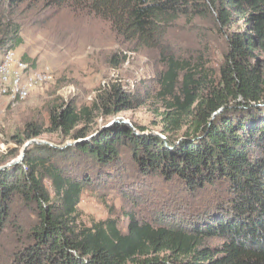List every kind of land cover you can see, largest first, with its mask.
Segmentation results:
<instances>
[{
  "label": "trees",
  "instance_id": "1",
  "mask_svg": "<svg viewBox=\"0 0 264 264\" xmlns=\"http://www.w3.org/2000/svg\"><path fill=\"white\" fill-rule=\"evenodd\" d=\"M25 1L0 0V52L22 42L19 27L5 22L2 6L14 8ZM45 1L86 8L126 41L145 48L157 47L166 29L181 18L209 19L224 33L226 49L219 85L196 95L187 70L181 81L183 100L174 90L177 67L191 65L165 58L169 68L162 88L173 94V102L163 131L180 128L186 123L183 115L190 117L189 130L177 140L144 133L140 126H135L136 134L126 123L92 133L77 129L87 108L67 106L50 116L51 127L73 132L69 148L93 166L117 164L128 147L139 165L178 183L185 192V218L131 219L126 232L111 218L84 225L77 207L86 179L75 178L54 159L57 151L70 149L37 144L22 165L0 169L4 264H264V0ZM114 103L116 112L128 104L118 89ZM41 131L32 129L34 135ZM89 134L94 135L86 140ZM213 189L219 191L212 194ZM206 197L216 207L200 210ZM20 208L36 220L19 224Z\"/></svg>",
  "mask_w": 264,
  "mask_h": 264
},
{
  "label": "rangeland",
  "instance_id": "2",
  "mask_svg": "<svg viewBox=\"0 0 264 264\" xmlns=\"http://www.w3.org/2000/svg\"><path fill=\"white\" fill-rule=\"evenodd\" d=\"M2 8L5 22L19 27L22 42L16 52L53 77L20 102L12 104L0 97V169L22 165L28 152H36L37 144L70 149L73 132L54 129L50 123L52 113L67 106L89 110L77 129L89 128L92 133L126 123L136 134L140 132L135 126H140L144 133L177 140L189 130L190 117L183 115L186 123L180 128L170 125L172 131H163L164 117L171 110L168 103L173 102V94L162 88L168 56L191 65L177 67L174 90L178 99H184L181 81L187 70L193 76L191 88L196 95L219 85L226 39L209 19L181 18L166 29L157 47L145 48L126 41L108 21L86 8L45 0L25 1L14 8L3 4ZM262 70L264 73V66ZM116 89L128 102L126 109L118 112L114 106ZM33 128L42 131L34 135ZM60 153L57 151L54 159L67 166L65 170L75 178L86 179L77 207L84 225L111 218L126 232L131 219L158 222L162 216H175L180 221L188 214L182 198L185 192L179 184L139 165L128 147L121 151L117 164L104 166H93L89 158L72 149ZM83 171L90 177L84 178ZM44 183L52 194L49 181ZM218 191L213 189L211 193ZM200 205V210L216 207L208 197ZM20 209L19 224L36 220ZM5 261L0 255V264Z\"/></svg>",
  "mask_w": 264,
  "mask_h": 264
},
{
  "label": "built area",
  "instance_id": "3",
  "mask_svg": "<svg viewBox=\"0 0 264 264\" xmlns=\"http://www.w3.org/2000/svg\"><path fill=\"white\" fill-rule=\"evenodd\" d=\"M0 97L14 104L52 79V74L35 68L14 49L0 52Z\"/></svg>",
  "mask_w": 264,
  "mask_h": 264
},
{
  "label": "water",
  "instance_id": "4",
  "mask_svg": "<svg viewBox=\"0 0 264 264\" xmlns=\"http://www.w3.org/2000/svg\"><path fill=\"white\" fill-rule=\"evenodd\" d=\"M86 139H88V138H86Z\"/></svg>",
  "mask_w": 264,
  "mask_h": 264
}]
</instances>
